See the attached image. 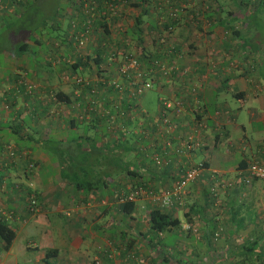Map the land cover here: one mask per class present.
I'll return each mask as SVG.
<instances>
[{
    "label": "crops",
    "instance_id": "crops-1",
    "mask_svg": "<svg viewBox=\"0 0 264 264\" xmlns=\"http://www.w3.org/2000/svg\"><path fill=\"white\" fill-rule=\"evenodd\" d=\"M14 1L19 2L0 0V12L11 10ZM96 1L95 14L103 8L102 0ZM159 2L162 3L154 0V6L150 3L140 35L142 45L152 51L158 50L157 45L153 46L154 39L146 28L151 26L149 19L154 23V18L162 13V7L155 5ZM189 2L201 9L203 15L204 8L209 7L205 11L211 19L204 17L191 23L184 12V18L174 25L171 33L188 50L177 57L181 68L184 67V79L172 74L169 79L155 83L159 95L172 98L182 95L184 85L182 112L179 116L172 113V120L181 123L171 132V145L164 149L169 162L162 166H157L150 153L142 149V146L149 149L151 135L134 133L129 139L121 131L112 132L108 118L91 115L80 119L74 114L77 110L72 105L75 87L72 75H92L96 68L92 60L72 65L80 55L75 52L70 35L71 20H78L75 24L80 29L87 18L96 22V15L89 12L83 19L81 7L74 3L64 9L71 22L64 29L65 37L47 39L49 51L42 49L36 60L41 64L45 61L53 66L58 64L54 82H50L49 68L37 66L42 70L32 71L27 61L12 60L13 66L5 77L6 86L1 90L3 98L9 97L5 106L0 96V148L3 143H12L37 163L34 174H24L19 169L24 154L9 163H0V219L16 235L28 217L46 210L64 212L69 217L65 228L71 246L64 251L57 246L44 248L34 259L35 264H135V259L139 264H264V178H253L248 184L240 179L242 168L250 161L264 163V0ZM126 3L121 4L123 18L118 22L128 27L137 8ZM132 37L139 36L132 34ZM42 40L35 37L20 47L24 50L28 44L42 45ZM85 54L83 51L82 55ZM25 80L36 84L32 93H27ZM80 99L75 97V101ZM81 108H85L84 104ZM147 110L149 116H128L126 123H134L133 128L138 124L147 126V119L151 121L156 115L158 105L152 112ZM244 110L246 116L242 114ZM200 122L204 123L203 127ZM8 131L13 136L9 137ZM32 131H36V136ZM182 132L184 138L192 134L198 143L184 156L174 149ZM50 138L56 145L57 162L53 166L56 177H60L57 184L41 177V168L49 159L44 147ZM161 142L159 145L163 146ZM183 159L202 160L206 169L200 178L184 187V208L161 209L178 217L182 211L184 220L179 217V225L189 223L192 228L182 229L180 237L175 236L174 228L154 234L148 230V213L150 208L159 206L141 194L133 199V209L127 214L122 209L120 192L136 184L157 191L168 188L174 167H179ZM211 169L233 180V185L218 196L210 193ZM67 171L90 176L73 181L76 194L62 196L60 191L65 181L62 175ZM29 180L40 203L35 213L28 211L25 194L14 188L16 182L26 184ZM219 226H222L221 235L214 239L213 232ZM90 243L94 246V256L89 254ZM10 246L5 248L0 239V251L3 248L8 252ZM48 250H51L49 256ZM130 251L135 253V259L127 256ZM3 260L0 257V264H4Z\"/></svg>",
    "mask_w": 264,
    "mask_h": 264
},
{
    "label": "built area",
    "instance_id": "built-area-1",
    "mask_svg": "<svg viewBox=\"0 0 264 264\" xmlns=\"http://www.w3.org/2000/svg\"><path fill=\"white\" fill-rule=\"evenodd\" d=\"M91 5L85 2L86 13L91 12L97 16L87 18L88 21L79 29L73 23L71 27L72 42L77 55L82 52L90 53L92 49L101 46L99 50L101 60L95 64L96 70L92 75H81L74 73L72 75L74 82V90L72 105L77 110V117L89 118L91 115L108 118V126L113 132L121 131L122 136H126L128 131L126 128V118H132L134 115H148V110L140 104L141 98L147 89L152 88L158 81L167 80L172 74L181 76L184 79V67L181 68L177 62V57L182 56L188 50V46L181 45L177 57H170L175 45V40L171 37L173 25L171 22L166 25L167 21H171L178 16L177 7L169 6L165 14L159 16L157 21L158 31L156 32V44L160 45L161 55H149L140 53L137 50L130 51L115 45L114 41L123 35L125 25L118 22L123 14L122 3L126 0L118 2L117 0H102L103 8L95 14L94 9L96 0H90ZM122 4V5H121ZM191 19V23H197L200 15L198 12ZM172 18V19H170ZM106 49V50H105ZM105 50V51H104ZM93 56H96L93 54ZM27 93H32L36 84L31 81H23ZM82 88L85 89L82 94ZM182 95L178 98L167 94H160L157 98L158 110L151 121L147 119V126L142 127L140 124L133 129L134 133L139 136H150L149 149L142 146V149L150 153L153 162L157 166H162L169 162L164 154L171 145V132L178 127L181 121L172 120V113L179 116L182 112L184 102V85L181 88ZM80 100L75 101V97ZM84 104L85 108H81ZM125 121V124L123 123ZM203 127L204 123L200 122ZM156 134V136H155ZM178 143L175 146V152L184 156L187 155L196 144L192 134L186 135L184 132L178 135ZM160 140L163 146L159 145ZM0 163L6 164L16 159V156L24 154V159L19 163V169L22 172L31 174L36 169V163L26 152L21 151L12 143H3L1 148ZM206 169L203 161H192L190 159L181 161L179 167H174L171 175V184L168 188L154 190L153 188L136 184L129 186L126 190L120 192V201L133 200L138 195H146L151 202L160 208H173L176 206H184V187L187 183L201 177ZM209 177L212 180L210 193L218 196L220 191H225L233 184V180L226 178L219 171L211 169ZM253 178H264V163L260 160L250 161L240 172V179L244 184H248ZM15 187L24 193L27 198L26 207L29 212L35 213L39 211L38 195L30 185L15 183ZM10 216L11 213H9ZM69 214V212H67ZM181 229H191L189 223L181 224ZM222 226L213 232V238L216 239L221 235ZM128 257L136 258L135 253L130 251ZM98 262V260H96ZM135 264H139L137 259Z\"/></svg>",
    "mask_w": 264,
    "mask_h": 264
},
{
    "label": "rangeland",
    "instance_id": "rangeland-1",
    "mask_svg": "<svg viewBox=\"0 0 264 264\" xmlns=\"http://www.w3.org/2000/svg\"><path fill=\"white\" fill-rule=\"evenodd\" d=\"M161 1L162 3L160 5L162 9L168 7L171 2H174L173 0ZM72 3H74V6L77 5V0H19V2L14 1V5L12 6L11 10L4 9L2 13L0 12L1 97L3 96L1 90L2 88H5L7 82L5 77L13 66L12 60L16 58L23 59L25 62L27 61V65L32 71H36L35 69H37L38 72L41 71L42 69H38L39 67L41 68V66H43V68H49L50 71L48 72L50 73V76H52L50 78V82L55 81L56 72L54 70L58 69V64L53 66L51 65L52 62L48 61H45L41 64V62L37 63L36 60L39 59V54L42 49H45L46 52L49 51L50 46L46 42L47 39L54 37L57 39H62L65 37L64 29H67L71 22L68 16L65 14L64 9L67 8V6H70ZM125 5L130 8H136L133 7L129 1ZM121 17L123 18V14ZM257 17H260L259 13H257ZM245 34L246 33L244 30L243 37H246ZM35 37H38L41 40L43 39L42 41H44V43L42 45L28 44L29 46H26L24 50L20 47L21 43L28 41L30 42ZM240 48L243 49L244 47ZM259 69H261V66H259ZM41 73L42 72L39 74ZM159 93L160 89H157L156 84H154L152 88L147 89V91L144 93L140 104L152 112L158 105L157 98ZM8 101L9 97L3 98L2 103L4 106ZM74 114H76V112H74ZM242 114L243 116H246V110H244ZM242 119L244 123H247L246 117H243ZM133 124L134 123L132 122L126 123V128L128 130L126 132V136L129 139H132L131 137L134 134L133 129L137 127L136 126L133 128ZM8 133L10 134L9 137L13 136L11 131H8ZM31 133L36 136V131H32ZM73 134H75V131ZM54 148L56 149V145L54 147L53 138H50V142H48L44 147V151L49 156V159L45 161V165L41 168V177H48L51 181L54 180V183L57 184V180L60 177H56L53 166L57 162ZM32 160L35 161L34 159ZM35 163L37 162L35 161ZM32 173L34 174V172ZM62 176L65 181L62 183L63 190L60 191V193L62 196H64V194L68 195V193H71L72 195L73 193L76 194L77 188L73 183L74 180L87 179L90 175H74L67 171V173ZM31 183V180H29V182L25 185L29 184L30 187L35 190V187ZM14 188L17 189V187ZM38 206L40 209L39 199ZM182 208H184V206ZM179 217L180 219L184 220L182 211L179 212ZM68 220L69 217H67L64 212H57L54 210H46L43 214H38L30 218L28 217L26 222L16 230V235L9 251L7 252L1 248L0 257L4 258V264H35L34 259L36 256L40 255L41 250L44 248L57 246L60 251L68 249L71 246L69 244L70 240L68 230L65 228ZM173 231L176 237H180V235L183 233L180 226L174 227ZM87 240L90 239L87 238ZM90 246L89 254L94 256L92 252V248L94 246L92 243H90Z\"/></svg>",
    "mask_w": 264,
    "mask_h": 264
},
{
    "label": "trees",
    "instance_id": "trees-1",
    "mask_svg": "<svg viewBox=\"0 0 264 264\" xmlns=\"http://www.w3.org/2000/svg\"><path fill=\"white\" fill-rule=\"evenodd\" d=\"M118 2H121L122 0H117ZM127 2H131V5L133 7L137 8V12H134V17H133V22H131L130 26L125 27V32L123 33V35L121 37H119L117 40L114 41L115 45L122 47L124 49H128L130 51H134L137 50L140 53H147L149 55H161L164 52L162 51L160 45L156 44V32L158 31V26H157V21L160 15L165 14L166 10L168 9L169 6L171 7H177L178 9V16H176V18H170L172 19L171 21H167L166 25L169 24V22L172 23L173 28L171 30V33L173 32L174 29V25L181 20L182 18H184L183 13L185 12V15L187 16L186 20L187 21H191V19H193L194 17H190L189 15H194V13L198 12L200 15V18H198V21H201L204 17L205 19H211L209 14H207L208 12L205 11L208 8H204V12L205 15H203L204 13L202 12L201 9H199L198 7H195L194 4H190L189 0H173L174 2H171L170 5L168 7H165L164 9H162V13H160V15L154 18V23H152V20L149 19L151 22V26H148V28H146L148 30V33H150V35L152 36V38L154 39L153 41V46L154 44L157 45V51H152L153 49H146V46H143L142 44V37L140 36L142 34V23H143V16L145 13H147V9L150 8V3L154 2V0H126ZM85 2H88V5H91L90 0H77V5L81 7V13L79 11V13L82 15L83 13V19H84V15H88V13H86L85 10ZM81 3V4H80ZM161 2L159 3H155V5L161 6L160 5ZM154 6V4L152 5ZM150 15H152L151 12H149ZM153 16V15H152ZM73 23H76V21L78 20H74V18H72ZM89 23V21H88ZM130 27V28H129ZM155 30L156 32L152 31ZM159 32V31H158ZM132 34H136L139 37H132ZM172 37V35H171ZM176 42V41H175ZM24 43H21L20 46H23ZM180 43L176 42L174 45V48L172 49L171 52H168V54L170 55V57H177V54L179 53L180 50ZM145 47V48H144ZM154 48V47H152ZM101 49V46H97L96 49H92L90 51V53H87L85 55H81L79 56L75 62L72 63V65H78L80 62H88V60H92L95 64L99 63L101 60V56H100V52L99 50ZM155 49V48H154ZM106 50V49H105ZM104 50V51H105ZM96 55V56H93ZM84 60V61H83ZM57 97H61V95H59V93H56ZM67 99V98H66ZM204 165L205 162L203 161ZM122 209L125 211V213L129 214L132 209H133V200H126L122 202ZM180 219L178 216H174L173 214H171L170 212H167L163 209H161L160 207H152L149 209V213H148V230L154 234H157L158 231H167V230H171L172 228L176 227V226H180ZM15 236V231L14 229L9 226L7 224V222L3 219H0V239L3 241L4 243V247L5 248H9V246L12 243V240ZM51 250L46 251V255L49 256Z\"/></svg>",
    "mask_w": 264,
    "mask_h": 264
}]
</instances>
